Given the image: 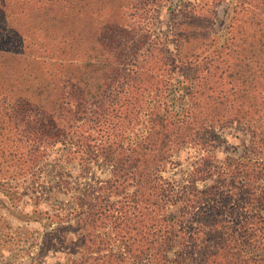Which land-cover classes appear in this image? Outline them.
<instances>
[{"label":"trees","instance_id":"trees-1","mask_svg":"<svg viewBox=\"0 0 264 264\" xmlns=\"http://www.w3.org/2000/svg\"><path fill=\"white\" fill-rule=\"evenodd\" d=\"M144 8L0 0V156L55 159L32 264H264V0Z\"/></svg>","mask_w":264,"mask_h":264},{"label":"rangeland","instance_id":"rangeland-1","mask_svg":"<svg viewBox=\"0 0 264 264\" xmlns=\"http://www.w3.org/2000/svg\"><path fill=\"white\" fill-rule=\"evenodd\" d=\"M136 0H134L135 2ZM202 0H144L146 3L145 12L149 10L151 17L150 24L158 33L160 28L165 34H169L171 30V18L173 13L180 9L185 3H194ZM221 6L219 16L221 21H226L224 9ZM137 8L133 7L128 10L129 14L136 15ZM190 46H186L188 48ZM238 136V137H237ZM243 135H229L226 143L219 148V156L225 158L228 155H234L242 150ZM26 154L22 160L17 155L9 159L0 156V264H32V258L39 252V246L45 233V228L40 221H32L26 213H32L36 208V200L34 199V190L40 193L42 183L47 182V166L54 162V158L44 156L34 167L31 162V153ZM106 177L105 174L98 170L96 178ZM179 177V176H176ZM212 184L211 182H208ZM39 185V186H38ZM56 191V188H55ZM44 195L48 196L46 190ZM56 201H52V206H47L46 200L38 207L44 211L50 210L51 214L55 212L56 207L61 201L69 200L63 193H58ZM25 230L23 236L18 233ZM32 231H37L31 233ZM36 236V237H35ZM65 260L64 254L60 252L49 253L40 264H62Z\"/></svg>","mask_w":264,"mask_h":264}]
</instances>
